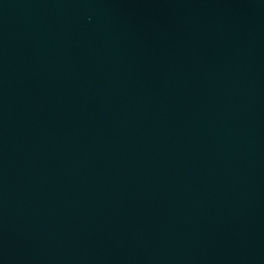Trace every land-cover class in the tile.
Masks as SVG:
<instances>
[{
    "label": "water",
    "instance_id": "water-1",
    "mask_svg": "<svg viewBox=\"0 0 264 264\" xmlns=\"http://www.w3.org/2000/svg\"><path fill=\"white\" fill-rule=\"evenodd\" d=\"M0 264H264V0H0Z\"/></svg>",
    "mask_w": 264,
    "mask_h": 264
}]
</instances>
